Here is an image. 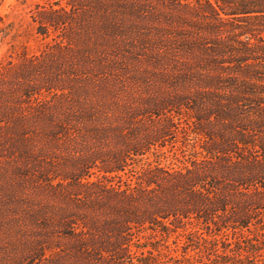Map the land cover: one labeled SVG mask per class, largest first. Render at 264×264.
I'll use <instances>...</instances> for the list:
<instances>
[{
  "label": "trees",
  "instance_id": "obj_1",
  "mask_svg": "<svg viewBox=\"0 0 264 264\" xmlns=\"http://www.w3.org/2000/svg\"><path fill=\"white\" fill-rule=\"evenodd\" d=\"M67 5L36 27L63 68L0 113V264H264V0Z\"/></svg>",
  "mask_w": 264,
  "mask_h": 264
},
{
  "label": "rangeland",
  "instance_id": "obj_2",
  "mask_svg": "<svg viewBox=\"0 0 264 264\" xmlns=\"http://www.w3.org/2000/svg\"><path fill=\"white\" fill-rule=\"evenodd\" d=\"M68 0H0V28L3 30L4 27H7L6 35L4 39L0 41V73L1 77L6 76V78L0 77V113H7V111H17L18 113L24 112L20 110L13 101L11 97L12 90L10 86L14 83H25V77L30 74L33 76V70L31 69V63L40 62L37 68V75L33 77H40L42 75H47L48 73L53 72V68L62 69V63H59L57 50L52 49V41L57 39L56 32L50 30L49 38H44L36 33V27L38 22L41 21V13L46 12V10H58V9H68L69 6ZM60 41L57 40L56 42ZM62 53V56H65L67 53ZM61 57V56H60ZM36 58V59H35ZM54 63H52L53 61ZM14 64L15 66L9 67L7 65ZM3 71L1 72V69ZM55 96L50 92H42L40 97L35 103L39 101H49L55 99ZM52 101V100H51ZM8 116H12L11 112L7 113ZM17 114H13V117ZM22 117L17 126H23L24 129L28 128L36 136L37 128L34 124V116L32 114H26ZM40 125V124H39ZM7 132V133H6ZM14 138L10 130L3 131L0 128V161H7L6 158L10 156V153L14 152L12 147L13 143L10 139ZM39 143H32L30 146L26 147V150L30 152L39 153L43 148V145L48 143L47 139H44L38 136ZM22 146V144H18ZM17 146V147H19ZM165 153L163 156L155 155L157 161L164 166L168 167H182V162L177 161L176 156L172 152H168L167 149L163 150ZM155 157L150 156L148 160L144 159L141 163L143 168L146 167L147 163L154 161ZM113 178L112 182L117 184L118 182L122 183L130 179L131 183L134 181L133 178L127 177L120 173L117 175L119 177ZM91 180L95 179V176L90 178ZM1 183V182H0ZM2 185V184H0ZM118 185V184H117Z\"/></svg>",
  "mask_w": 264,
  "mask_h": 264
}]
</instances>
